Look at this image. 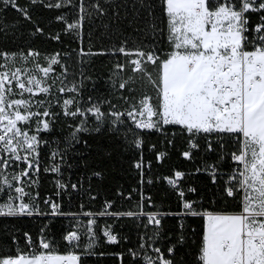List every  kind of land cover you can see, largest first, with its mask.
<instances>
[{
	"label": "trees",
	"instance_id": "obj_1",
	"mask_svg": "<svg viewBox=\"0 0 264 264\" xmlns=\"http://www.w3.org/2000/svg\"><path fill=\"white\" fill-rule=\"evenodd\" d=\"M16 3L26 10V15L0 0V52L26 56L35 51L40 53L38 59L43 66L46 58L59 53L61 64L53 65V72L60 74L64 71L62 66H66L67 79L80 89L78 99L82 107L91 102L99 103L105 112H124L144 94L152 96V103H156V89L146 79L131 84L132 92L118 88L120 82L133 75L128 61L135 58L118 50L121 47L131 52L155 50L162 58L167 56L170 46L161 0H36L35 3L16 0ZM56 4L62 6L54 7ZM82 4L86 13L81 11ZM80 17L83 20L79 35L66 32L65 22ZM257 22L253 14L250 23ZM81 51L104 55H81ZM117 64H125V71L118 72ZM146 67L155 79L152 66ZM122 96L130 98L127 103ZM51 111L59 115L51 131L39 133L46 141L39 149L40 171L32 175L35 181L32 187L26 188L33 193L43 214L0 216V257L15 256L18 251L27 253V234L34 242L46 237L55 254L78 255L80 264H144L145 252L155 256L151 252L154 248L166 255L173 248L169 257L173 264H199L204 221L174 215L182 210L181 199L165 177L174 178L175 171L185 173L179 181L185 199L196 201L198 207L205 209L232 212L239 205L226 197L223 189L236 170L232 153L237 141L231 137L220 140L215 134L205 139L202 135L196 140L199 148L192 150L193 159L187 160L181 153L189 150L188 136L179 126L141 130L124 117L123 124L112 126L106 122L96 131V121L89 115L86 125L89 130L77 133V139L72 140L71 133L79 125V118L63 116L59 105L51 107ZM136 140L141 142L139 148ZM162 152L166 155L157 160ZM138 163L140 168L136 167ZM54 165L58 171H45ZM7 198L0 194V203ZM46 200L57 204L63 214L51 215ZM108 204H111L108 211L139 212L138 205L142 204L143 212L164 215L159 226L148 223L142 216L99 215ZM90 219L95 220L91 226L95 238L89 247L93 233H87L86 229ZM106 230L117 237V243L107 242ZM71 231L81 235L76 248L64 240Z\"/></svg>",
	"mask_w": 264,
	"mask_h": 264
},
{
	"label": "snow or ice",
	"instance_id": "obj_2",
	"mask_svg": "<svg viewBox=\"0 0 264 264\" xmlns=\"http://www.w3.org/2000/svg\"><path fill=\"white\" fill-rule=\"evenodd\" d=\"M2 3L10 4L26 15V10L19 7L16 0H2ZM161 4L170 46L167 56L162 58L155 50L131 52L124 47L118 50L124 56L135 57L128 61L133 75L120 82L118 88L132 92L131 84L137 79H146L156 89V103H152V96L144 94L138 103L130 104L124 112H105L99 103L91 102L82 107L78 99L79 87L74 82L71 86L64 83L66 66H62L61 75L49 80L54 71L52 66L61 64L57 58L59 53L46 58L47 66L41 67L38 52L29 51L27 56L19 58L0 52V194L8 197L0 203V216L43 214L33 193L26 188L32 187L35 183L32 175L40 171L39 149L46 141L39 133L51 131L59 113L51 111L52 100L34 97L50 95L55 87L61 94H72L62 103L56 99L63 116L79 118V125L71 133L72 140L77 139V133L89 130L86 127L89 115L96 121V131H100L106 122L112 126L123 124L124 117L141 130L179 126L188 136L189 150L181 153L187 160L193 159L192 150L199 148L196 140L202 135L205 139L215 134L220 140L226 137L236 140L237 148L232 153L236 170L223 189L226 197L238 203L239 207L234 211L205 209L198 207L196 201L185 199V192L179 189V181L185 176L183 172L175 171L174 178L165 179L181 199L182 210L174 215L199 217L204 221L197 257L199 264H264V0H161ZM53 6L59 8L62 5ZM97 10L101 11L98 7ZM81 11L87 12L83 4ZM253 14L258 20L255 25L250 23ZM82 20L80 17L65 22V31L79 35ZM80 54L104 55L91 51ZM29 57L32 58L30 61ZM17 59L31 63L33 67H16ZM146 65H151L156 72L155 79ZM125 67V64L116 65L120 73ZM121 99L127 103L130 98L122 96ZM134 143L140 147L139 140ZM165 155L158 153L157 160H162ZM21 164L24 167L21 168ZM136 167L141 165L138 163ZM49 170L58 171V167L45 169ZM188 190L195 192L192 188ZM45 203L50 204L51 215L63 214L57 204L47 200ZM138 207L141 208L139 212H117L108 211L111 208L108 204L99 215L146 216L148 223L160 225L159 214L143 212L142 204ZM94 224L95 220L90 219L86 229L87 233H93L89 247L95 238L91 227ZM25 236L29 251L0 257V264H80L78 255L55 254L46 237L34 242L27 234ZM104 236L108 243L118 242L109 230L104 231ZM64 240L69 246L78 247L81 235L71 231ZM141 248L145 245L141 244ZM152 251L156 255L145 252L144 264H173L159 248ZM173 251L169 248V255Z\"/></svg>",
	"mask_w": 264,
	"mask_h": 264
},
{
	"label": "rangeland",
	"instance_id": "obj_3",
	"mask_svg": "<svg viewBox=\"0 0 264 264\" xmlns=\"http://www.w3.org/2000/svg\"><path fill=\"white\" fill-rule=\"evenodd\" d=\"M26 56H27V55H26ZM16 57L19 58L20 56H16ZM31 59H32L31 57L28 58L29 61H30ZM38 60H39V64H40V66H41V67H44L43 64L40 62V59H38ZM24 66L29 67V68H32V67H33V65H32L31 63H28V62H25V61H22V60L17 59L16 67H24ZM45 66H47V60H46V62H45ZM61 74H62V73H60V74H55L54 72H52V73H50L49 80H50V78H51L52 76H58V75H61ZM37 75H38V76H41V77L43 76L42 73H37ZM64 83H65V84H68L69 86H71V83H72V82L69 81V79H66V80L64 81ZM57 85H59V81H57ZM25 95L27 96L28 94H25ZM71 95H72L71 93H64V94H61V93L57 92L56 89H55V87H54V88L52 89L50 95L40 94V96L34 97V99H41V98H43V99H45L46 101H47V100H52V101H53V103H52V107H53V106H55V105H59V104L56 103V99H57V98H59L60 103H62L63 99L68 98V97L71 96Z\"/></svg>",
	"mask_w": 264,
	"mask_h": 264
},
{
	"label": "built area",
	"instance_id": "obj_4",
	"mask_svg": "<svg viewBox=\"0 0 264 264\" xmlns=\"http://www.w3.org/2000/svg\"><path fill=\"white\" fill-rule=\"evenodd\" d=\"M235 163V162H234ZM236 164V163H235ZM230 180V179H229ZM229 182V181H228ZM158 214V213H157ZM164 214H159L158 215V218L159 219H161V217L163 216ZM92 216V215H91ZM142 217H144L146 220H147V217L146 216H142ZM154 225V224H153ZM76 248V247H75ZM151 252L154 254V255H156L152 250H151ZM72 254H74V253H72ZM164 256H165V258H167V259H169V257H171L172 256V254L171 255H169V253H168V251H167V255L166 254H164Z\"/></svg>",
	"mask_w": 264,
	"mask_h": 264
}]
</instances>
